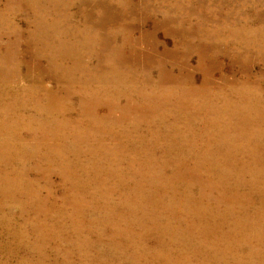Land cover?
Instances as JSON below:
<instances>
[{
	"label": "rangeland",
	"instance_id": "1",
	"mask_svg": "<svg viewBox=\"0 0 264 264\" xmlns=\"http://www.w3.org/2000/svg\"><path fill=\"white\" fill-rule=\"evenodd\" d=\"M263 203L264 0H0V264H264Z\"/></svg>",
	"mask_w": 264,
	"mask_h": 264
},
{
	"label": "bare ground",
	"instance_id": "2",
	"mask_svg": "<svg viewBox=\"0 0 264 264\" xmlns=\"http://www.w3.org/2000/svg\"><path fill=\"white\" fill-rule=\"evenodd\" d=\"M3 1V0H2ZM26 1V0H25ZM12 2V1H11ZM14 2V1H13ZM22 2V1H21ZM160 2V1H159ZM23 3V2H22ZM21 3V4H22ZM128 3V2H127ZM2 4V3H1ZM155 4V3H154ZM22 5H24V4H22ZM128 5V4H127ZM132 6V5H131ZM22 7V6H21ZM147 9V8H146ZM71 10V9H70ZM74 10H75V8H74ZM88 10V9H87ZM127 10V9H126ZM23 11V10H22ZM124 11V10H123ZM28 12H30V11H28ZM75 12V11H74ZM201 14H203V13H201ZM143 16V15H142ZM206 16V15H205ZM141 17V16H140ZM146 17V16H145ZM174 17V16H173ZM153 18V17H152ZM66 19H67V17H66ZM120 19V18H119ZM146 19V18H145ZM166 19V18H165ZM204 19V18H203ZM117 20V19H116ZM147 22V21H146ZM151 22H152V20H151ZM157 22V21H156ZM138 23H140V22H138ZM174 23V22H173ZM87 24V23H86ZM128 24V23H127ZM126 24V25H127ZM152 24V23H151ZM158 24V23H157ZM73 25V24H72ZM183 25V24H182ZM95 26V25H94ZM171 26V25H170ZM137 27V26H136ZM154 27H156V26H154ZM175 27V26H174ZM100 28V27H99ZM172 28V27H171ZM159 29V28H158ZM93 30V29H92ZM98 30V29H97ZM114 30V29H113ZM154 30V29H153ZM175 30V29H174ZM192 30V29H191ZM68 31H69V29H68ZM111 31V30H110ZM109 31V32H110ZM150 31V30H149ZM152 31V30H151ZM164 31V30H163ZM163 31H162V33H163ZM173 31V30H172ZM171 31V32H172ZM101 32V31H100ZM111 32H113V31H111ZM131 32V31H130ZM133 32H135L134 30H133ZM165 32V31H164ZM42 33V32H41ZM70 33V32H69ZM94 33V32H93ZM99 33V32H98ZM151 33V32H150ZM153 33V32H152ZM155 33V32H154ZM20 34V33H19ZM134 34V33H133ZM133 34H132V36H133ZM164 34V33H163ZM243 34V33H242ZM85 35V34H84ZM140 35V34H139ZM145 35V34H144ZM169 35V34H168ZM10 36V35H9ZM131 36V37H132ZM149 36H150V34H149ZM153 36V35H152ZM188 36V35H187ZM11 37V36H10ZM83 37V36H82ZM5 38V37H4ZM3 38V39H4ZM105 40H106V38L105 37H103ZM112 38V37H111ZM133 38V37H132ZM141 38V37H140ZM143 38H145V37H143ZM174 38V37H173ZM31 39V38H30ZM146 39V38H145ZM151 39V38H150ZM184 39V38H183ZM130 40V39H129ZM138 40H139V38H138ZM152 40V39H151ZM153 40H154V38H153ZM189 40V39H188ZM1 41H3V40H1ZM142 41V40H141ZM231 41V40H230ZM55 42H56V40H55ZM150 42V41H149ZM180 42V41H179ZM187 42V41H186ZM195 42V41H194ZM197 42V41H196ZM240 42V41H239ZM155 43V42H154ZM158 43V42H157ZM177 43V42H176ZM190 43H191V41H190ZM129 44V43H128ZM136 44V43H135ZM146 44V43H145ZM199 44V43H198ZM211 44H213V43H211ZM150 45V44H149ZM161 45H163V44H161ZM176 45H178V44H176ZM189 45V44H188ZM208 45V44H207ZM102 46V45H101ZM125 46H127V45H125ZM151 46V45H150ZM158 46V45H157ZM180 46V45H179ZM183 46V45H182ZM186 46V45H185ZM193 46V45H192ZM203 46V45H202ZM205 46V45H204ZM107 47V46H106ZM153 47V46H152ZM163 47V46H162ZM161 47V48H162ZM174 47H176L175 45H174ZM190 47V46H189ZM198 47V46H197ZM206 47V46H205ZM227 47V46H226ZM128 48V47H127ZM147 48V47H146ZM209 48V47H208ZM8 49V48H7ZM122 49V48H121ZM158 49V48H157ZM187 49V48H186ZM189 49H191V48H189ZM196 49V48H195ZM194 49V50H195ZM202 49V48H201ZM211 50H212V48H210ZM175 50V49H174ZM179 50V49H178ZM152 51V50H151ZM197 51V50H196ZM13 52V51H12ZM164 52V51H163ZM166 52H167V50H166ZM185 52V51H184ZM205 52V51H204ZM150 53H152V52H150ZM156 53V52H155ZM154 53V54H155ZM183 53V52H182ZM6 54V53H5ZM8 54V53H7ZM6 54V55H7ZM188 54H189V52H188ZM192 54V53H191ZM214 54V53H213ZM226 54V53H225ZM150 55V54H149ZM201 55V54H200ZM223 55H224V53H223ZM255 55V54H254ZM142 56V55H141ZM174 56H175V54H174ZM173 56V57H174ZM215 56V55H214ZM6 57V56H5ZM149 57V56H148ZM151 57H152V55H151ZM198 57H199V55H198ZM207 56H205V58H206ZM213 57V56H212ZM216 57H218V56H216ZM215 57V58H216ZM210 58V57H209ZM5 59V58H4ZM152 58H150V60H151ZM200 59H202V57L200 58ZM153 60V59H152ZM240 60V59H239ZM13 61V60H12ZM214 61V60H213ZM115 62V61H114ZM171 62V61H170ZM207 62H208V60H207ZM241 62V61H240ZM50 63V62H49ZM186 63V62H185ZM215 63V62H214ZM218 63V62H217ZM14 64V63H13ZM170 64V63H169ZM176 64V63H175ZM77 65V64H76ZM75 65V66H76ZM162 65H164V62H163V64ZM177 65V64H176ZM188 65V64H187ZM203 65H204V63H203ZM238 65V64H237ZM183 67L185 66L184 64L182 65ZM216 66H217V64H216ZM181 67V66H180ZM179 67V68H180ZM188 67V66H187ZM186 67V68H187ZM211 67V66H210ZM212 67H213V64H212ZM75 68V67H74ZM73 68V69H74ZM189 68V67H188ZM219 68V67H218ZM3 69V68H2ZM7 69V68H6ZM12 69V68H11ZM182 69V68H181ZM215 69V68H214ZM220 70V69H219ZM32 71V70H31ZM37 71V70H36ZM209 71V70H208ZM211 71H212V69H211ZM216 71V70H215ZM204 72V71H203ZM206 73V72H205ZM208 73V72H207ZM34 74V73H33ZM33 74H32V76H33ZM212 74V73H211ZM209 75V74H208ZM213 76V75H212ZM206 77V76H205ZM204 77V78H205ZM227 77V76H226ZM185 78V77H184ZM203 78V79H204ZM234 78V77H233ZM192 79V78H191ZM221 79V78H220ZM176 80V79H175ZM189 80V79H188ZM212 80V79H211ZM236 80V79H235ZM257 80V79H256ZM184 81V80H183ZM204 81V80H203ZM258 81V80H257ZM211 82V81H210ZM227 82V81H226ZM247 82V81H246ZM253 82V81H252ZM202 83V82H201ZM206 83V82H205ZM228 83V82H227ZM233 83V82H232ZM238 83V82H237ZM242 83V82H241ZM260 83V82H259ZM247 85V84H246ZM251 85V84H250ZM203 86V85H202ZM206 86V85H205ZM210 86V85H209ZM242 87H243V85H242ZM199 88V87H198ZM204 88V87H203ZM254 89V88H253ZM194 91V90H193ZM188 93H189V91H188ZM196 93H197V91H196ZM193 94V93H192ZM194 95H195V93H194ZM252 100V99H251ZM84 102V101H83ZM252 109V108H251ZM229 134V133H228ZM227 134V135H228ZM231 135V134H230ZM226 136V135H225ZM227 138V137H226ZM225 138V139H226ZM254 144H257L255 141H253V140H251ZM115 143V142H114ZM236 143V142H235ZM221 144V143H220ZM238 144V143H237ZM210 147V146H209ZM218 148V147H217ZM223 149V148H222ZM197 156H199V155H197ZM209 158V157H208ZM197 159V158H196ZM201 160V159H200ZM200 163V162H199ZM256 163H258V162H256ZM198 167V166H197ZM179 170V169H178ZM177 171V170H176ZM212 176V175H211ZM230 176V175H229ZM208 177V176H207ZM201 178V177H200ZM243 181V180H242ZM196 182V181H195ZM199 182H201V181H199ZM198 183V182H197ZM253 183V182H252ZM206 186H204V189H206L205 188ZM243 187V186H242ZM247 191V190H246ZM189 198V197H188ZM200 198V197H199ZM241 198H243V197H241ZM247 201V200H246ZM261 201H263V200H261ZM249 202V201H248ZM197 203V202H196ZM202 203H203V201H202ZM264 204V203H263ZM196 205V204H195ZM207 205V204H206ZM202 207V206H201ZM172 209V208H171ZM173 210V209H172ZM260 221V220H259ZM160 228V227H159ZM157 255H158V253H157ZM213 255H215V254H213ZM161 256V255H160ZM195 256V255H194ZM180 257V256H179ZM157 259V258H156ZM164 259V258H163ZM162 259V260H163ZM165 260V259H164ZM181 262V261H180ZM183 263H185V264H188L189 262H188V260L186 259V258H183V261H182ZM219 262V261H218Z\"/></svg>",
	"mask_w": 264,
	"mask_h": 264
}]
</instances>
